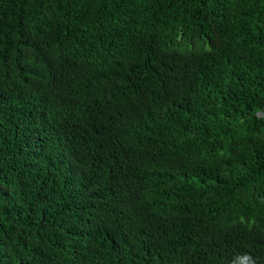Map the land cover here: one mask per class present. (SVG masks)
I'll list each match as a JSON object with an SVG mask.
<instances>
[{
	"label": "trees",
	"instance_id": "trees-1",
	"mask_svg": "<svg viewBox=\"0 0 264 264\" xmlns=\"http://www.w3.org/2000/svg\"><path fill=\"white\" fill-rule=\"evenodd\" d=\"M0 264H264V0H0Z\"/></svg>",
	"mask_w": 264,
	"mask_h": 264
}]
</instances>
